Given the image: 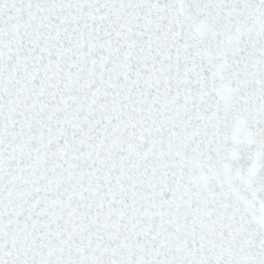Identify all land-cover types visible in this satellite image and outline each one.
I'll return each mask as SVG.
<instances>
[{"label":"snow or ice","instance_id":"snow-or-ice-1","mask_svg":"<svg viewBox=\"0 0 264 264\" xmlns=\"http://www.w3.org/2000/svg\"><path fill=\"white\" fill-rule=\"evenodd\" d=\"M0 264H264V0H0Z\"/></svg>","mask_w":264,"mask_h":264}]
</instances>
